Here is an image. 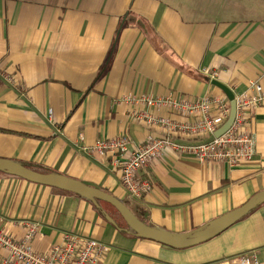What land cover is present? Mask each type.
I'll return each mask as SVG.
<instances>
[{
	"label": "crops",
	"instance_id": "obj_1",
	"mask_svg": "<svg viewBox=\"0 0 264 264\" xmlns=\"http://www.w3.org/2000/svg\"><path fill=\"white\" fill-rule=\"evenodd\" d=\"M215 82L233 97L251 82L264 92V0H0V160L105 192L172 236L196 234L264 192V101L247 113L249 162L200 163L166 150L140 172L151 185L140 200L121 187L115 156L86 149L124 136L133 151L163 137L136 116L186 120L132 100L226 98ZM106 205L0 172V229L20 241L24 224H35L36 254L71 235L105 246L97 264H264V203L181 250L136 236ZM5 257L0 250V264Z\"/></svg>",
	"mask_w": 264,
	"mask_h": 264
},
{
	"label": "built area",
	"instance_id": "obj_2",
	"mask_svg": "<svg viewBox=\"0 0 264 264\" xmlns=\"http://www.w3.org/2000/svg\"><path fill=\"white\" fill-rule=\"evenodd\" d=\"M211 74V78L215 77ZM148 108L164 109L169 114L180 116L186 121L177 123L168 118H157L142 113L136 118L146 127L158 128L164 133L161 138L150 137L146 142L129 150L130 143L124 136L112 140L96 141L86 151L89 154L116 157L121 167L120 184L128 197L140 200L151 192V185L140 172L166 150L189 156L200 163L216 162L234 167L249 162L254 155L255 140L248 129L247 113L264 101V92L258 83L251 82L248 90L234 97L235 116L229 129L218 138L213 137L229 116V102L223 96L190 101L185 98H148L139 100ZM212 110L215 116H211ZM187 136H209L207 141L195 144H181L173 141L172 134ZM26 232L22 240L15 241L9 232L0 229V250L6 253L4 264H97L102 259L105 246L97 241L71 235L64 237L63 245L53 246L47 254H36L31 242L37 233L33 223L24 224ZM238 264H260L256 258H242Z\"/></svg>",
	"mask_w": 264,
	"mask_h": 264
},
{
	"label": "water",
	"instance_id": "obj_3",
	"mask_svg": "<svg viewBox=\"0 0 264 264\" xmlns=\"http://www.w3.org/2000/svg\"><path fill=\"white\" fill-rule=\"evenodd\" d=\"M213 85L224 93L229 102V116L226 122L213 134V137L218 138L229 129L233 122L235 116V102L233 95L227 88L217 82L213 83ZM0 172L23 179L30 183L56 188L63 192L77 195L91 201L92 203L100 201L109 204L119 214L130 232L138 237L178 250L193 247L214 238L216 235L248 214L256 206L264 203V192H261L251 198L244 206L221 216L196 234L172 236L146 226L139 221L122 202L105 192L89 187L79 181L52 173L41 174L8 160H0Z\"/></svg>",
	"mask_w": 264,
	"mask_h": 264
},
{
	"label": "trees",
	"instance_id": "obj_4",
	"mask_svg": "<svg viewBox=\"0 0 264 264\" xmlns=\"http://www.w3.org/2000/svg\"><path fill=\"white\" fill-rule=\"evenodd\" d=\"M24 167H26V168H28V169H30V170H33L31 167H28V166H24ZM33 171H35V170H33ZM38 173H41V174H48V171L45 170V171H41V172H38ZM111 209L113 210L114 214H116V215L120 218L119 214L115 211V209H113V208H111Z\"/></svg>",
	"mask_w": 264,
	"mask_h": 264
},
{
	"label": "rangeland",
	"instance_id": "obj_5",
	"mask_svg": "<svg viewBox=\"0 0 264 264\" xmlns=\"http://www.w3.org/2000/svg\"><path fill=\"white\" fill-rule=\"evenodd\" d=\"M218 130V129H217ZM185 135V134H184ZM185 136H187V135H185ZM103 206H106V207H108L105 203H102V202H100ZM109 208V207H108Z\"/></svg>",
	"mask_w": 264,
	"mask_h": 264
}]
</instances>
